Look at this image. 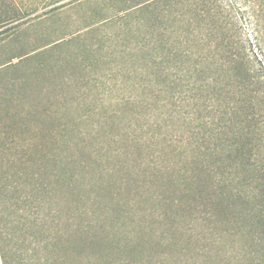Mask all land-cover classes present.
Returning <instances> with one entry per match:
<instances>
[{"label":"rangeland","instance_id":"obj_1","mask_svg":"<svg viewBox=\"0 0 264 264\" xmlns=\"http://www.w3.org/2000/svg\"><path fill=\"white\" fill-rule=\"evenodd\" d=\"M11 2L14 19L0 24L2 118L25 124L14 156H48L43 227L65 235L73 264H251L236 236L210 233L207 201L183 191L190 126L128 60L132 36L98 27L109 0Z\"/></svg>","mask_w":264,"mask_h":264},{"label":"trees","instance_id":"obj_2","mask_svg":"<svg viewBox=\"0 0 264 264\" xmlns=\"http://www.w3.org/2000/svg\"><path fill=\"white\" fill-rule=\"evenodd\" d=\"M0 2L3 24L14 6ZM109 9L98 27L132 36L138 57L128 60L190 126L193 174L183 191L207 201L215 240L236 236L251 264H264V0H109ZM5 110L0 104V264H73L65 235L43 227L48 156L38 148L14 156V129L25 124H6Z\"/></svg>","mask_w":264,"mask_h":264}]
</instances>
